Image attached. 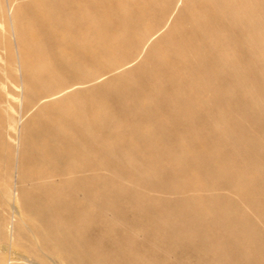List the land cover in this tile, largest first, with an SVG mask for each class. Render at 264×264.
Returning <instances> with one entry per match:
<instances>
[{
	"label": "rangeland",
	"instance_id": "1",
	"mask_svg": "<svg viewBox=\"0 0 264 264\" xmlns=\"http://www.w3.org/2000/svg\"><path fill=\"white\" fill-rule=\"evenodd\" d=\"M198 5L0 0V264L263 261L252 246L264 242V206L245 193L261 183L264 161L231 155L252 146L234 143V132L254 137L253 125L240 112L228 124L229 102L212 105L215 88L264 98V53L251 67L196 62ZM187 219L196 238L183 232ZM225 230L237 255L219 246Z\"/></svg>",
	"mask_w": 264,
	"mask_h": 264
},
{
	"label": "bare ground",
	"instance_id": "2",
	"mask_svg": "<svg viewBox=\"0 0 264 264\" xmlns=\"http://www.w3.org/2000/svg\"><path fill=\"white\" fill-rule=\"evenodd\" d=\"M197 1L200 9L196 10L195 13L192 12L191 19L196 24V29L190 37V39H192L190 45L191 52L194 54L196 62L201 65H208L205 67L208 70H210L208 67L211 65H221L225 62L230 63L232 60H236L240 62L241 65L245 66L251 67V65H257L264 53V0H258V4H254L253 0ZM197 11H199L198 13L200 16H197ZM180 12L185 14L188 12V8H184ZM205 19L209 20L204 21ZM210 27L216 29L222 28L223 30L222 32L216 31L209 35L208 29ZM223 48L229 49L231 56L222 55L221 52ZM209 51H213L214 54L211 59L206 60L205 53ZM174 53L181 56V54H186L187 52L175 48ZM254 78L256 77L252 74L251 77L239 80L237 82V89L253 81ZM193 79L195 80V76ZM260 91L264 93V89H260ZM213 93L215 95L218 93L221 96L219 99L214 100L212 105L213 111L218 109V105L222 102H229L231 104L229 110L222 111V115L225 119H229L228 124L233 125L231 123V118L236 112H240L248 118L253 125V130L255 132L254 137L247 135L243 129L234 132V143H236V139H241L245 143L252 144V146L247 147L246 144H244L234 147L231 151L232 159L237 160L238 158H242L247 164H257L264 161V151L259 149V140L257 138V135H259L264 139V98L259 97L256 92L246 94L242 93L240 90H236L233 94H222L218 88H215ZM209 122L210 121H206L204 125H210ZM68 126L73 128L75 135H81L80 133H83V125L77 126L70 120ZM226 135L228 134L226 133ZM230 135L232 136L231 133ZM72 139V137H68L66 144L71 143ZM77 146L81 148L82 144ZM214 170L217 173L220 171L219 168H215ZM229 178L238 180L237 182L240 184L248 183L245 173H237L232 170L230 171ZM245 196L251 200V203H256L255 206H264V175H262L261 183L256 186H251L245 193ZM258 196L259 198L262 196V204L256 202ZM59 208H63V206L61 205ZM179 219H181V217ZM216 221L221 222L222 225L225 226H227L228 223V221H224L223 223L219 218H217ZM186 223L187 225H185ZM186 223L184 224L185 226L183 225V232L196 238L195 225L191 226L189 220ZM217 235L221 238L223 236V240L219 242V246L223 248L225 252L238 254V248H231L233 235H231L228 230H225L223 233L219 232ZM256 236L259 237V240L263 238L262 234H256ZM252 248L254 253L253 257L260 261H264V242L253 244ZM263 261H261L260 264H264Z\"/></svg>",
	"mask_w": 264,
	"mask_h": 264
}]
</instances>
